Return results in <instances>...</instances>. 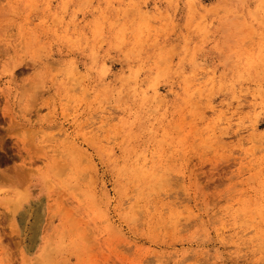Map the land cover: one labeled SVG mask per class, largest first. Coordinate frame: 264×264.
<instances>
[{
  "label": "rangeland",
  "instance_id": "1",
  "mask_svg": "<svg viewBox=\"0 0 264 264\" xmlns=\"http://www.w3.org/2000/svg\"><path fill=\"white\" fill-rule=\"evenodd\" d=\"M263 16L0 0V264H264Z\"/></svg>",
  "mask_w": 264,
  "mask_h": 264
},
{
  "label": "bare ground",
  "instance_id": "2",
  "mask_svg": "<svg viewBox=\"0 0 264 264\" xmlns=\"http://www.w3.org/2000/svg\"><path fill=\"white\" fill-rule=\"evenodd\" d=\"M263 17H264V16H263ZM261 21H262V20H261ZM69 78H70V77H69ZM67 79H68V78H67ZM73 79H74V78H73ZM71 80H72V79H71ZM74 80H75V79H74ZM74 80H73V81H74ZM187 97H189L188 94H187ZM187 97H186V98H187ZM190 105H191V104H190ZM77 153H78V152H77ZM58 167H59V166H58ZM125 173H126V172H125ZM159 176H160V175H159ZM162 180H163V179H162ZM151 184H152V183H151ZM90 196H91V195H90ZM87 198H88V197H87ZM257 221H258V219H257ZM258 228H259V227H258ZM262 229H263V228H262ZM260 230H261V229H260ZM263 232H264V231H262V233H263ZM258 235H259V233H258ZM262 236H263V235H262ZM262 240H264V239L262 238Z\"/></svg>",
  "mask_w": 264,
  "mask_h": 264
}]
</instances>
